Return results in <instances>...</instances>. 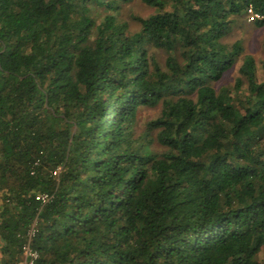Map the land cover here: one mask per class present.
<instances>
[{
    "label": "trees",
    "instance_id": "trees-1",
    "mask_svg": "<svg viewBox=\"0 0 264 264\" xmlns=\"http://www.w3.org/2000/svg\"><path fill=\"white\" fill-rule=\"evenodd\" d=\"M128 1L0 0V264H264V0Z\"/></svg>",
    "mask_w": 264,
    "mask_h": 264
},
{
    "label": "rangeland",
    "instance_id": "rangeland-1",
    "mask_svg": "<svg viewBox=\"0 0 264 264\" xmlns=\"http://www.w3.org/2000/svg\"><path fill=\"white\" fill-rule=\"evenodd\" d=\"M102 11V9H100ZM153 10L144 5L141 0H129L121 11L117 13L121 21H126L129 25V30L136 32L139 29L138 23L132 19L133 16L146 18L152 14ZM257 23V22H256ZM256 23H251L247 15L238 19L232 33L224 39V42L231 44L236 40H240L244 47V55H252L256 59L258 66V75L260 78L264 77L263 63H264V25L259 27ZM158 58L162 61L165 56L157 52ZM242 58L239 59L236 66L226 73L223 82L226 85L232 86L238 76V69L242 63ZM161 105L150 106L141 110L139 117V127H144L146 122L157 117ZM259 259L264 262V247L259 253Z\"/></svg>",
    "mask_w": 264,
    "mask_h": 264
},
{
    "label": "built area",
    "instance_id": "built-area-1",
    "mask_svg": "<svg viewBox=\"0 0 264 264\" xmlns=\"http://www.w3.org/2000/svg\"><path fill=\"white\" fill-rule=\"evenodd\" d=\"M247 16L251 23H256L258 21L264 20V16L254 13L252 9H248ZM47 200H48L47 195L42 197L43 202H47ZM23 256H24L23 264H35V262L39 258V253L36 250L32 249L29 245H26L24 247Z\"/></svg>",
    "mask_w": 264,
    "mask_h": 264
}]
</instances>
